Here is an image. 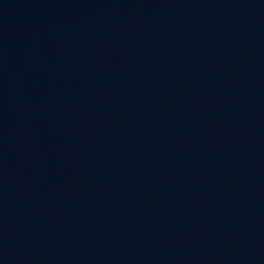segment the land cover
<instances>
[{
  "label": "water",
  "instance_id": "1",
  "mask_svg": "<svg viewBox=\"0 0 264 264\" xmlns=\"http://www.w3.org/2000/svg\"><path fill=\"white\" fill-rule=\"evenodd\" d=\"M0 264H264V0H0Z\"/></svg>",
  "mask_w": 264,
  "mask_h": 264
}]
</instances>
